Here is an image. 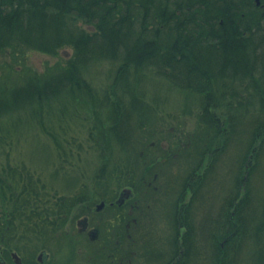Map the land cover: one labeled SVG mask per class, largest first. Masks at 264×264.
Instances as JSON below:
<instances>
[{
    "label": "trees",
    "instance_id": "1",
    "mask_svg": "<svg viewBox=\"0 0 264 264\" xmlns=\"http://www.w3.org/2000/svg\"><path fill=\"white\" fill-rule=\"evenodd\" d=\"M0 157V264L71 248L125 188L95 264H264V0H0Z\"/></svg>",
    "mask_w": 264,
    "mask_h": 264
},
{
    "label": "rangeland",
    "instance_id": "2",
    "mask_svg": "<svg viewBox=\"0 0 264 264\" xmlns=\"http://www.w3.org/2000/svg\"><path fill=\"white\" fill-rule=\"evenodd\" d=\"M71 53H72V49L70 47L63 48L57 56H52V55H48V54H45L42 52L34 51V52L29 53V60H30V63L34 67L41 70L45 67V65L47 63H53V62L58 61V60H63L65 58L69 57L71 55ZM168 122H169V124H168V127L166 128L165 135H162V137L159 139H163L164 144L166 142L168 143V141H169L168 139L172 140V139L176 138V140H178V139L182 140L184 138V135L181 131H179L180 128L178 127V125H180V122L176 121V119H174V118L169 119ZM168 122H166V123H168ZM184 127L185 128H182V129H184L185 132H187L188 129H192L191 125H188V129H187V126H184ZM168 128L170 130H172V135H170V136H169V133L167 132ZM19 142L20 143L18 144V147H20V151L22 149L25 156H27L29 158L32 157L30 159H33L35 163L40 164L42 166L44 164H46L45 160H44V147H42V145L36 146V144L34 142H32V139H19ZM242 149H243V146L238 147V149L237 148L234 149V147L233 148L231 147V148H229L226 155H223V158L226 156L225 160H224L226 162L221 161L222 163H219V166H218L219 170L222 171L221 172L222 175L228 169H231V168L233 169V166L237 167V165H238L237 160L239 157V153L242 151ZM42 151H43V153H42ZM15 152L16 151H14V153ZM19 156H22V155L20 154ZM260 167L261 168L264 167V159H263ZM222 175L220 176L221 178H222ZM227 178H228V175H227ZM254 179L256 180V176L254 177ZM125 189H129V188H125ZM216 191L218 192L219 195L221 194V196L223 194H225L224 187L219 188ZM121 192L119 193L117 199H119ZM190 196H191V194H188L187 200H189ZM131 197H132V195H130V197H128L126 199V202ZM221 199H222V197H220V199H218V203L221 201ZM102 202L103 201H101L97 204V206H96L97 209H98V205H100ZM107 207H109L108 203L106 206L102 207L101 209H98L99 212H101V213L104 212V214L100 213L98 216H95L94 218L92 217V219L88 218L89 223H90L89 225L92 226L94 229H97L96 226L102 225V222L105 218L107 219L108 217L113 216L112 212L105 213V211L107 210ZM86 218H87V216H84V215L76 216V217L73 216L72 224L70 223L69 228H68V236L70 238L75 239V241L72 244L70 243L71 248L67 249L64 247L58 248L56 246H53V247H50L48 249L39 251V253L37 255H39L43 252H45L47 254V258L45 260H43L42 264H95L94 258L96 257L95 253L99 251L97 249V246L100 244V243H98L100 233L98 231L97 236L93 237V236L89 235L88 233H86L85 231L81 230V228L83 227V220H85ZM88 239H90V241H92L94 243V245H96V247L87 246L88 245L87 244ZM101 259H102V257H101ZM103 260L105 261L106 259H103Z\"/></svg>",
    "mask_w": 264,
    "mask_h": 264
},
{
    "label": "flooded vegetation",
    "instance_id": "3",
    "mask_svg": "<svg viewBox=\"0 0 264 264\" xmlns=\"http://www.w3.org/2000/svg\"><path fill=\"white\" fill-rule=\"evenodd\" d=\"M120 196H121V194H120ZM126 199L127 198H121V197H119V199H117L115 202H110V203H108L109 205H114V204H116V203H118V204H124L125 202H126ZM104 203H105V205L104 206H106L107 205V202L106 201H103ZM99 206V205H98ZM103 206V207H104ZM90 223H89V220H88V218H86L85 220H83V227L81 228V230H83V231H85L86 233H88L89 235H91V236H97V232H98V229H94L92 226H90L89 225ZM13 253L14 252H12V256H13ZM44 253V256H43V260H45L46 258H47V254L45 253V252H43ZM40 255V254H39ZM39 255H37V260L39 261V264H42L43 263V261L41 262V260H40V258H39ZM114 255V254H113ZM113 255H111L112 256V259H111V261H116V258L117 257H114ZM20 256V255H19ZM13 258H14V256H13ZM14 260H15V258H14ZM21 261L23 262V260H22V258H21ZM118 261H119V259H118ZM15 262H16V260H15ZM17 263V262H16ZM18 264V263H17ZM25 264V263H24Z\"/></svg>",
    "mask_w": 264,
    "mask_h": 264
},
{
    "label": "water",
    "instance_id": "4",
    "mask_svg": "<svg viewBox=\"0 0 264 264\" xmlns=\"http://www.w3.org/2000/svg\"><path fill=\"white\" fill-rule=\"evenodd\" d=\"M130 195H132V190H131V189H124V190L121 192V196H120V197H121V198H128V197H130ZM104 205H105V203L102 202V203L98 206V209H101ZM13 256H14V258H15V260H16V262H17L18 264H24V263L21 261V257H20L16 252L13 253ZM43 256H44V253H41V254L39 255V258H40L41 262L43 261Z\"/></svg>",
    "mask_w": 264,
    "mask_h": 264
}]
</instances>
